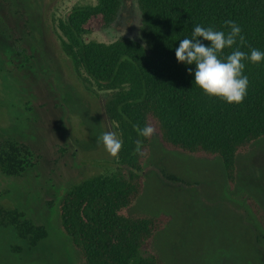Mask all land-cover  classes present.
I'll return each mask as SVG.
<instances>
[{"label": "trees", "instance_id": "1", "mask_svg": "<svg viewBox=\"0 0 264 264\" xmlns=\"http://www.w3.org/2000/svg\"><path fill=\"white\" fill-rule=\"evenodd\" d=\"M138 5L142 42L131 38L111 43L85 41L86 36L114 24L122 0H97L96 5L74 7L58 24L61 49L74 71L87 76L83 81L95 87L96 97L111 94L105 111L123 142L105 174L83 178L58 200L61 230L70 238L81 264H166L151 251V243L171 218L129 214L143 194L142 174L155 136L168 151L220 158L230 189L237 183L238 158L264 139V61H244L249 88L244 102L237 105L205 94L195 85V65L181 64L175 54L180 40L192 38L195 25L227 33V20L241 27L247 43L240 47L237 42L221 59L237 47L249 56L252 48L264 52V0H138ZM10 26L5 18L4 33ZM5 38L13 39V43L7 42L15 55L13 62L31 55L19 39ZM148 124L156 129L150 139L139 136L134 128ZM137 139L143 142L144 155H133ZM41 150L35 141L2 143L0 174L23 178L25 172L40 165ZM161 177L189 186L176 176L161 173ZM249 203L264 229V211L252 199ZM0 226L14 227L30 249L48 237L45 227L15 209L0 208Z\"/></svg>", "mask_w": 264, "mask_h": 264}, {"label": "rangeland", "instance_id": "2", "mask_svg": "<svg viewBox=\"0 0 264 264\" xmlns=\"http://www.w3.org/2000/svg\"><path fill=\"white\" fill-rule=\"evenodd\" d=\"M96 4L97 0L0 2L1 27L5 18L11 23L0 33V145L35 141L42 147L40 165L23 178L0 174V208L19 210L48 231V237L30 249L14 227L0 226V264H81L61 230L57 203L71 185L105 174L112 166L116 157L99 137L104 132L120 137L105 111L111 94L96 97L95 87L83 81L87 76L74 71L61 49L58 24L74 7ZM10 35L31 54L26 60L12 61ZM119 38L142 42L138 0H122L114 24L85 41L111 43ZM237 168V183L230 189L220 158L168 151L155 136L142 174L143 194L129 211L171 218L153 239L151 251L166 264H264L263 222L249 203L252 199L264 211V139L238 158ZM161 173L189 186L168 182Z\"/></svg>", "mask_w": 264, "mask_h": 264}, {"label": "clouds", "instance_id": "3", "mask_svg": "<svg viewBox=\"0 0 264 264\" xmlns=\"http://www.w3.org/2000/svg\"><path fill=\"white\" fill-rule=\"evenodd\" d=\"M224 23L230 29L227 33L213 27L195 25L192 38L180 40L175 54L181 64L195 65V85L205 94L220 98L229 104L239 105L246 99L249 88V79L244 75V61L250 59L252 63H260L264 61V52L252 48L249 56L237 47L226 58L221 59L224 51L233 49L237 42L240 47L247 43L241 27L236 22L227 20ZM200 38L209 41L211 46H206ZM188 71L192 74L191 68ZM134 128L139 136L148 139L156 132L151 124L143 128L134 125ZM99 142L103 143L110 156L118 158L123 142L117 138L115 132H104L99 137ZM135 145L133 155H144L143 142L137 139Z\"/></svg>", "mask_w": 264, "mask_h": 264}]
</instances>
